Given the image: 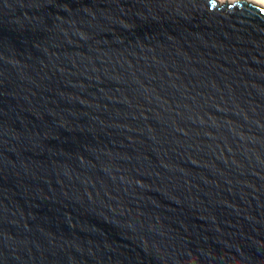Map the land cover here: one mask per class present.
<instances>
[{"label": "water", "instance_id": "water-1", "mask_svg": "<svg viewBox=\"0 0 264 264\" xmlns=\"http://www.w3.org/2000/svg\"><path fill=\"white\" fill-rule=\"evenodd\" d=\"M0 264H264V7L0 0Z\"/></svg>", "mask_w": 264, "mask_h": 264}, {"label": "bare ground", "instance_id": "bare-ground-1", "mask_svg": "<svg viewBox=\"0 0 264 264\" xmlns=\"http://www.w3.org/2000/svg\"><path fill=\"white\" fill-rule=\"evenodd\" d=\"M221 2H230V1H232V2H234V0H228V1H222V0H220ZM236 1V0H235ZM247 1H252V2H254V3H258L259 5H262L263 7H264V0H247Z\"/></svg>", "mask_w": 264, "mask_h": 264}, {"label": "rangeland", "instance_id": "rangeland-1", "mask_svg": "<svg viewBox=\"0 0 264 264\" xmlns=\"http://www.w3.org/2000/svg\"><path fill=\"white\" fill-rule=\"evenodd\" d=\"M222 1H224V0H222ZM225 1H228V0H225ZM235 1V0H234ZM230 2H232V1H230ZM258 4V3H257Z\"/></svg>", "mask_w": 264, "mask_h": 264}]
</instances>
